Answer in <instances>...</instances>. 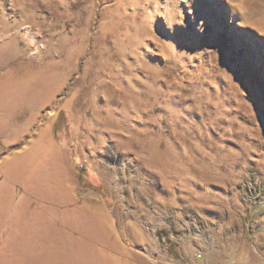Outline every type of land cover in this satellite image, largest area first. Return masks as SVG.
Listing matches in <instances>:
<instances>
[{"label":"rangeland","instance_id":"1","mask_svg":"<svg viewBox=\"0 0 264 264\" xmlns=\"http://www.w3.org/2000/svg\"><path fill=\"white\" fill-rule=\"evenodd\" d=\"M0 49L49 69L81 187L50 246L0 220L17 264H264V0H0Z\"/></svg>","mask_w":264,"mask_h":264},{"label":"crops","instance_id":"2","mask_svg":"<svg viewBox=\"0 0 264 264\" xmlns=\"http://www.w3.org/2000/svg\"><path fill=\"white\" fill-rule=\"evenodd\" d=\"M5 63L0 67V220L58 205L79 212L81 199L75 195L81 187L67 164L65 144L50 132L49 110L59 93L51 88L50 71Z\"/></svg>","mask_w":264,"mask_h":264},{"label":"bare ground","instance_id":"3","mask_svg":"<svg viewBox=\"0 0 264 264\" xmlns=\"http://www.w3.org/2000/svg\"><path fill=\"white\" fill-rule=\"evenodd\" d=\"M11 42V40H9ZM9 42V43H10ZM1 50V49H0ZM1 52V51H0ZM137 99V98H136ZM107 121H104L103 123H105ZM102 123V124H103ZM91 206V205H90ZM89 206V207H90ZM92 207V206H91ZM93 212V211H92ZM91 212V213H92ZM90 213V212H89ZM94 214V213H93ZM19 217V216H18ZM18 219V218H17ZM95 219H98V215ZM102 220V218H101ZM97 222L99 221L100 223L98 224H102L101 221L98 219L96 220ZM22 222V220H21ZM23 226H21L20 228H24V232L22 233H16V234H12L13 237H20V239H15V243L18 244V242L20 244H22L24 247H29L30 245H44V246H50V242H53L51 239H53L54 233H55V229L54 226L52 224V219H44L42 214H34L31 217H28L27 219H23ZM103 222V221H102ZM104 224V223H103ZM103 226V225H102ZM102 226H100V229L102 228ZM107 228V227H106ZM104 229V228H103ZM102 230V229H101ZM105 231V230H104ZM108 231V230H107ZM109 232V231H108ZM3 234V233H2ZM4 238V237H2ZM1 239V238H0ZM40 239V240H38ZM13 242V245L16 246ZM60 243V242H59ZM58 243V245H59ZM61 245V244H60ZM12 247V246H11ZM22 247V246H21ZM23 248V247H22ZM45 250H47L48 252L50 250H52L50 247H44ZM36 249V248H34ZM34 249L31 248H25V249H19V248H13L12 250H8L5 248H1L0 247V264H17L18 262V257L23 258L22 256H20L21 254L24 253H32L30 255V258H34V256L36 255L34 252H36ZM12 253H16L17 255H13ZM28 253V254H29ZM27 255V254H26ZM57 256V255H56ZM60 256V255H59ZM62 256V255H61ZM26 257V256H25ZM53 257H55L53 255ZM58 258V257H55ZM64 258V256L62 257V259ZM35 259V258H34Z\"/></svg>","mask_w":264,"mask_h":264}]
</instances>
